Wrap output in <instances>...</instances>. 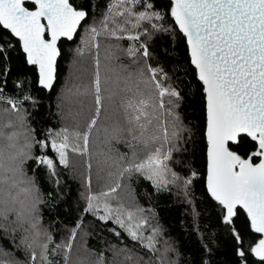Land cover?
<instances>
[{
  "label": "snow or ice",
  "instance_id": "snow-or-ice-1",
  "mask_svg": "<svg viewBox=\"0 0 264 264\" xmlns=\"http://www.w3.org/2000/svg\"><path fill=\"white\" fill-rule=\"evenodd\" d=\"M93 7L92 0H0V264H61L57 256L83 264L70 259L76 231L56 243L44 223L73 157L84 158L88 172L84 212L111 221L109 231L132 242L109 245L111 259L88 250L95 257L89 264H184L154 210L130 204L121 192L130 191L133 178L146 181L156 194L182 196L199 216L194 190L201 175L180 158L195 142L181 113L193 89L207 145L204 195L232 239L237 264H264V0H107L99 18ZM157 36L170 42L167 71L152 63ZM77 39L74 79L57 102L61 110L66 102L77 106L68 109L71 123L38 129L32 118L40 102L24 81L14 82L22 94L5 92L12 56L52 92L62 42ZM93 162L98 181L108 180L99 191L92 190ZM204 248L212 254L209 244Z\"/></svg>",
  "mask_w": 264,
  "mask_h": 264
},
{
  "label": "trees",
  "instance_id": "trees-1",
  "mask_svg": "<svg viewBox=\"0 0 264 264\" xmlns=\"http://www.w3.org/2000/svg\"><path fill=\"white\" fill-rule=\"evenodd\" d=\"M77 4H81L84 0H75ZM94 7L91 9L93 15L99 18L103 11L107 0H92ZM83 33H81V36ZM80 43L79 39L73 42H62L63 53L58 59V82L52 92H46L40 89L36 82V75L30 67L23 64L14 53L10 62L11 71L7 76V85L5 87L6 94H22L20 89L14 87V82L19 78L24 81L25 90L30 91L31 95L36 97L40 102L38 112L34 114L32 123L39 128H59L65 123H71L67 118L68 109L71 107L76 109L74 104L65 103L61 110L57 107L59 94L64 88L66 82L74 79L73 73L76 69L71 63L70 53ZM125 46L129 42H122ZM150 51L155 54L152 63L153 66L159 64L167 71L173 63V59L168 53L171 52L169 40L162 36H157L150 45ZM182 53L183 49H179ZM103 55V53H102ZM128 63L127 59L123 60ZM90 64V61H88ZM4 66L0 64V72H3ZM4 83V77H0V85ZM181 87H183L181 85ZM91 103L85 105L82 114L77 117L79 122H83L89 115ZM31 110V109H29ZM182 116L186 123L194 128L195 142L189 145V150L181 159L185 165H192L193 168L201 175V180L195 188V205L199 216L194 218L192 206L183 202L182 196L173 193L156 194L146 181L133 178L130 181V191H123L121 195L131 204L133 201L139 203L146 209H153L156 214V220L165 230V236L173 241L176 247L182 252L181 259L184 264H202V261L209 259L211 264H237L238 258L234 254L233 242L231 237L218 227L216 212L210 201L204 195L203 177L206 175V139L203 135V111L202 100L195 90L189 96L181 108ZM122 151H127L122 146ZM74 167L70 170H61V184L59 192L54 193L51 197L52 202L44 209V223L48 227L56 241L63 243L68 240L71 233L76 231V238L73 242V251L70 254L72 261L82 260L83 264H89L90 257L88 250L99 253L104 251L108 259L112 258V253L108 251L109 245L124 247L125 245L132 247V242L127 239L121 231V236L117 237L110 228L116 226L109 221L107 225L103 224L90 213H85V200L81 193L85 192L84 180L88 176L87 169L84 164V158L73 157ZM174 167H178L174 165ZM43 170L38 169L41 181H45ZM97 168L93 162L92 170V190L99 191L105 183L108 182L107 177L104 181H98ZM101 176L105 175L103 172ZM46 191H52L51 183H44ZM153 221V223L156 222ZM79 225V227H77ZM200 231H196V227ZM239 226V225H238ZM117 231H120L117 229ZM203 237V239H202ZM205 244L213 249L209 255L204 248ZM63 261L60 256L56 257Z\"/></svg>",
  "mask_w": 264,
  "mask_h": 264
},
{
  "label": "water",
  "instance_id": "water-1",
  "mask_svg": "<svg viewBox=\"0 0 264 264\" xmlns=\"http://www.w3.org/2000/svg\"><path fill=\"white\" fill-rule=\"evenodd\" d=\"M59 59V58H58ZM46 91V90H45ZM47 92V91H46ZM206 139V138H205ZM206 150H207V148H206ZM207 162V161H206Z\"/></svg>",
  "mask_w": 264,
  "mask_h": 264
}]
</instances>
